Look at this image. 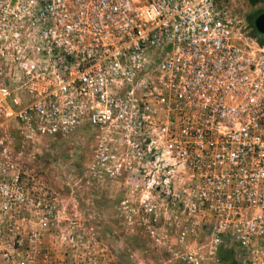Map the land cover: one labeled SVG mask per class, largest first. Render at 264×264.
Returning <instances> with one entry per match:
<instances>
[{
    "label": "built area",
    "instance_id": "2783aa9c",
    "mask_svg": "<svg viewBox=\"0 0 264 264\" xmlns=\"http://www.w3.org/2000/svg\"><path fill=\"white\" fill-rule=\"evenodd\" d=\"M83 128L77 179L118 184L141 225H177L183 264L231 247L264 264V42L216 0H0V264H118L12 142Z\"/></svg>",
    "mask_w": 264,
    "mask_h": 264
},
{
    "label": "rangeland",
    "instance_id": "374dc122",
    "mask_svg": "<svg viewBox=\"0 0 264 264\" xmlns=\"http://www.w3.org/2000/svg\"><path fill=\"white\" fill-rule=\"evenodd\" d=\"M216 3L236 36L245 41L249 35H255L254 15L264 12V0H216ZM12 142L17 144L15 150L21 152L22 170L34 176L37 184L47 186L63 199L69 216L76 219L77 225L93 226L104 253L112 256L113 262L183 264L175 257V253L183 249L178 243L177 225H141L137 216L129 219L121 212L118 184L98 186L77 179L94 152L95 141L86 128L53 142L39 141L37 149L16 136ZM192 240L196 247L208 253L204 235L197 232ZM203 264L246 263L239 256L237 247H231L218 249Z\"/></svg>",
    "mask_w": 264,
    "mask_h": 264
},
{
    "label": "water",
    "instance_id": "95a60500",
    "mask_svg": "<svg viewBox=\"0 0 264 264\" xmlns=\"http://www.w3.org/2000/svg\"><path fill=\"white\" fill-rule=\"evenodd\" d=\"M254 25L256 30L264 36V12L257 15L254 19Z\"/></svg>",
    "mask_w": 264,
    "mask_h": 264
},
{
    "label": "trees",
    "instance_id": "16d2710c",
    "mask_svg": "<svg viewBox=\"0 0 264 264\" xmlns=\"http://www.w3.org/2000/svg\"><path fill=\"white\" fill-rule=\"evenodd\" d=\"M252 1H255V0H252ZM260 13H262V11H260V12L257 13L256 15H254V19H255V18L257 17V15H259ZM252 26H253V29H254L255 35H256L257 37L260 36V35L263 36L261 33H259V32L256 30L255 25H254V21H253V25H252ZM259 41L263 43V42H264V36H263V38L260 37Z\"/></svg>",
    "mask_w": 264,
    "mask_h": 264
}]
</instances>
